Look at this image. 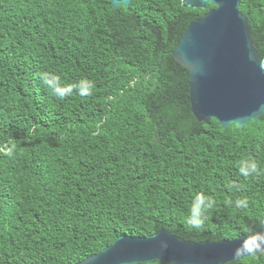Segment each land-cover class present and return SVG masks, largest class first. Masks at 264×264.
<instances>
[{"label":"trees","instance_id":"trees-1","mask_svg":"<svg viewBox=\"0 0 264 264\" xmlns=\"http://www.w3.org/2000/svg\"><path fill=\"white\" fill-rule=\"evenodd\" d=\"M214 8L0 0V143L17 145L0 157V264H78L120 236L162 229L194 243L264 229V117L242 130L199 123L189 72L173 56ZM240 12L264 60V0H241ZM44 71L95 87L60 100L37 78ZM245 159L258 165L249 177L239 172ZM197 193L214 207L194 229L185 218Z\"/></svg>","mask_w":264,"mask_h":264},{"label":"water","instance_id":"water-1","mask_svg":"<svg viewBox=\"0 0 264 264\" xmlns=\"http://www.w3.org/2000/svg\"><path fill=\"white\" fill-rule=\"evenodd\" d=\"M129 8L132 0H110ZM241 0H184L191 9L215 7L188 27L174 59L189 72V102L199 123L217 121L244 129L264 117V60L253 41ZM255 243L264 247V229ZM249 236L219 243H194L162 229L145 237L120 236L108 248L78 264H229L251 257L235 252Z\"/></svg>","mask_w":264,"mask_h":264},{"label":"clouds","instance_id":"clouds-1","mask_svg":"<svg viewBox=\"0 0 264 264\" xmlns=\"http://www.w3.org/2000/svg\"><path fill=\"white\" fill-rule=\"evenodd\" d=\"M40 80L45 91L60 100L65 99L75 93L84 97L90 96L93 92L95 84L93 81L82 78L75 84H62L61 77L52 72H39L36 74ZM16 142L9 138L7 144L0 143V157L12 158L16 152ZM258 165L255 160L245 159L242 160L239 167V172L244 177H249L257 171ZM236 208L247 207V200L238 199L235 201ZM214 207V199L211 196H205L203 193H197L192 202L189 213L185 218V222L189 228L199 229L204 226L205 221L208 219L207 213ZM264 223V221H262ZM261 233H257L255 236L249 235L243 242V244L236 249L235 256L243 257L245 255H251L255 260L258 256H264V247H261L259 243H255L257 237Z\"/></svg>","mask_w":264,"mask_h":264}]
</instances>
